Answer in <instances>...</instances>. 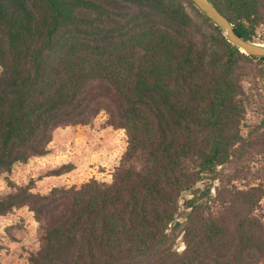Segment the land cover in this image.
<instances>
[{"label": "trees", "instance_id": "16d2710c", "mask_svg": "<svg viewBox=\"0 0 264 264\" xmlns=\"http://www.w3.org/2000/svg\"><path fill=\"white\" fill-rule=\"evenodd\" d=\"M210 1L264 43V0ZM100 113L110 181L0 194L37 223L27 264H264V56L191 0H0V175Z\"/></svg>", "mask_w": 264, "mask_h": 264}, {"label": "rangeland", "instance_id": "374dc122", "mask_svg": "<svg viewBox=\"0 0 264 264\" xmlns=\"http://www.w3.org/2000/svg\"><path fill=\"white\" fill-rule=\"evenodd\" d=\"M105 114L100 113L91 124L58 127L48 144V153L16 163L10 172L0 175V194L9 192L7 181L25 184L32 181L34 192L46 193L54 186H72L95 178L110 181L111 172L125 149L123 129L100 126ZM63 170L54 174V170ZM203 183L192 190L198 193ZM192 194H185V198ZM258 213L264 216V200ZM37 223L26 206L0 215V264H27L30 250L36 249ZM183 245L178 240V249Z\"/></svg>", "mask_w": 264, "mask_h": 264}, {"label": "water", "instance_id": "95a60500", "mask_svg": "<svg viewBox=\"0 0 264 264\" xmlns=\"http://www.w3.org/2000/svg\"><path fill=\"white\" fill-rule=\"evenodd\" d=\"M214 24L220 27L227 40L239 51L255 56H264V43L252 42L238 36L230 21L210 0H191Z\"/></svg>", "mask_w": 264, "mask_h": 264}]
</instances>
